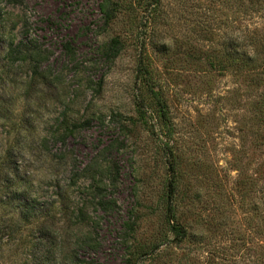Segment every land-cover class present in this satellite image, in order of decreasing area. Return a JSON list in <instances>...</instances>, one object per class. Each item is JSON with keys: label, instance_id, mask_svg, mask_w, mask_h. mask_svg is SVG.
Masks as SVG:
<instances>
[{"label": "rangeland", "instance_id": "rangeland-1", "mask_svg": "<svg viewBox=\"0 0 264 264\" xmlns=\"http://www.w3.org/2000/svg\"><path fill=\"white\" fill-rule=\"evenodd\" d=\"M126 256L264 264V0H0V264Z\"/></svg>", "mask_w": 264, "mask_h": 264}, {"label": "trees", "instance_id": "trees-1", "mask_svg": "<svg viewBox=\"0 0 264 264\" xmlns=\"http://www.w3.org/2000/svg\"><path fill=\"white\" fill-rule=\"evenodd\" d=\"M115 40L117 41L118 39ZM171 164H172L171 169L175 170L174 161H172ZM177 182L178 180L176 176H174V178H171L169 180V195H168L169 199H168L167 212H168V219L170 220L169 222L171 224V229L175 234V238L178 242L182 243L190 237L191 233L189 231L190 229L185 224L179 222L176 216L174 197L177 189ZM132 263H133V259L131 258V256H126L124 260V264H132Z\"/></svg>", "mask_w": 264, "mask_h": 264}]
</instances>
